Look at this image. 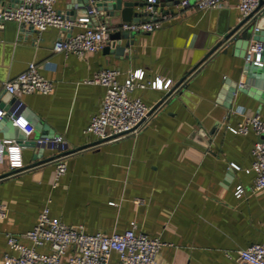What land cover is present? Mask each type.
Masks as SVG:
<instances>
[{
	"label": "crops",
	"instance_id": "obj_1",
	"mask_svg": "<svg viewBox=\"0 0 264 264\" xmlns=\"http://www.w3.org/2000/svg\"><path fill=\"white\" fill-rule=\"evenodd\" d=\"M16 1L0 0V5ZM169 2L156 8L157 17L173 11L158 28L121 38L120 44L127 45L120 54L113 51L111 40L108 47L81 56L54 52L53 41L79 31L78 26L37 32L13 21L0 22V108L7 110L19 101L20 114L29 124L26 129L13 124L22 133L18 139L7 135L4 116L0 118V138L23 140L21 160L28 166L9 175L6 160L0 159V203L7 210L0 218V264L4 253L17 254L6 244L5 233L28 245L20 234L33 225L43 206L50 217L81 224L86 233L122 232L133 222L135 232L162 242L155 264H232L236 250L251 243L264 245V190L249 189L254 172L246 171L260 135L230 129L243 115L264 118L263 91L254 87V97L252 87L243 84L247 91L235 88L228 97V87L232 82L238 86L244 64L245 46L234 45L236 38L225 52L222 47L208 53L216 36L238 23L235 0L220 8L188 6L179 11ZM78 5L79 0L54 1L65 17L81 14ZM93 21L105 23L109 33L121 22L118 15L103 21L98 12ZM29 62L51 80V90L4 91L2 83ZM101 69L116 70L118 82L129 71L142 70L145 85L134 87L128 97L150 106L159 103L136 134L94 146L97 138L83 129L99 111L104 87L87 80ZM155 78L165 87L146 84ZM52 135L60 136L69 152L56 179L51 158L57 148L39 151L24 143ZM237 185L242 186L239 196L234 194ZM70 252L68 247L65 256ZM108 264H117L114 252Z\"/></svg>",
	"mask_w": 264,
	"mask_h": 264
},
{
	"label": "built area",
	"instance_id": "obj_2",
	"mask_svg": "<svg viewBox=\"0 0 264 264\" xmlns=\"http://www.w3.org/2000/svg\"><path fill=\"white\" fill-rule=\"evenodd\" d=\"M55 0H17L12 6L0 5V22L13 21L27 26L37 32L49 27L68 29L78 26L81 29L64 38H56L52 43L54 52L64 54L72 53L78 56L92 52L109 45L108 34L110 29L103 22H94L93 17L97 10L90 6L72 19L66 18L54 7ZM149 4L143 10L147 19L137 21H121L116 26L117 30L128 33L150 32L160 26L161 20L173 11L161 12L156 15L152 3L155 0H146ZM227 0H178L174 4L176 10L192 6L197 9L220 8L225 6ZM235 7L239 11L241 26H251V35L247 40L242 53L244 63H253L262 66L261 59L262 41L251 36L259 28L256 23L264 16V0H235ZM153 16V17H152ZM228 42H222L217 49L226 48ZM117 71L114 69H101L87 80L90 83L104 87L99 111L91 116L84 127L85 133L93 134L97 145L102 141L120 137L126 134H136L149 119L154 108L143 103L138 98H129L128 93L134 87H143L141 82L143 71L131 70L122 82L115 79ZM151 88H164L161 78L146 82ZM242 86V83H238ZM2 89L12 95L27 94L33 91L46 94L51 90V80L41 75L34 62L27 63L25 69L5 80ZM21 103L15 102L10 109L0 108V118L5 116L12 123L22 129L28 127V122L20 114ZM241 113V111L239 112ZM237 133H246L254 130L260 138L253 142L251 148L252 161L247 170L254 172L251 190H264V118L258 114L243 115L242 120L230 128ZM35 143H47L55 147L58 154L51 160L54 162V179L65 170L63 157L67 150L60 136L51 138H37ZM23 140L14 138H0V159L4 158L9 169L8 174H15L28 168L21 160V147ZM237 168L235 164H231ZM242 186L237 185L234 194L239 196ZM6 207L0 203V218L6 216ZM29 241L25 245L18 241L17 235L6 232V244L17 251L15 256L4 253L3 264H108L112 252L117 255V264H155V256L162 242L157 237H150L143 232L134 231V223L122 232L109 234L97 231L86 233L81 224L67 225L48 215V209L43 206L37 214L33 225L20 234ZM47 245L48 251H40L39 247ZM71 252L66 254L67 248ZM63 256H65L64 259ZM232 264H264V245L251 243L235 251Z\"/></svg>",
	"mask_w": 264,
	"mask_h": 264
},
{
	"label": "water",
	"instance_id": "obj_3",
	"mask_svg": "<svg viewBox=\"0 0 264 264\" xmlns=\"http://www.w3.org/2000/svg\"><path fill=\"white\" fill-rule=\"evenodd\" d=\"M169 1L170 2L168 4L170 5V4H175L178 0H169ZM164 2L165 0H155L151 5L153 9H156L157 6H159V10H161L162 7L165 5ZM148 4L149 3L146 0H79L78 7H80L81 9H85L90 6H93L97 10L99 15L103 17V21H107L109 18L116 15L119 16L120 21H137L148 18L147 13L143 10V8ZM71 15L72 12H69V16H66V18L72 19ZM241 25H242V21H239L237 24L229 28L227 32H225L223 35L220 36V34H218L216 36L217 38L216 42L210 46L208 53L217 49V47L222 42L225 41L230 42L232 38H236V40L234 41V45L240 43L241 46H245L251 34V26L250 25L241 26ZM256 25L259 29L256 32H254V34L251 37L262 41L263 48L261 52V59L264 62V16L260 17ZM128 34H133V33L116 30L108 34V38L111 40V45L113 46V51L115 53L118 54L122 53L127 43H124L122 45L120 44V40L121 38H126ZM108 46L109 45H106L104 47H108ZM225 51L226 48H223L222 52ZM240 83L244 85L248 84L249 87H252V90L254 92L253 93L254 97H256L255 94L256 91L254 87L256 86L260 87L263 91V93H261V96L264 99V64L260 66L253 64L251 62L244 63L242 68V77L240 79ZM235 88L241 91H247L245 87L239 85L237 86L235 82H232L228 87V97L231 98ZM169 92L170 91H168L163 96V98H165ZM158 103L159 102L154 104L152 107L153 108L156 107ZM227 106L228 105H224V108ZM10 107L8 109H10ZM1 122H3V126L5 127V129L8 130L7 135L9 137H17L18 139L23 138L21 131L13 125L11 119L4 116L1 118ZM52 136H40L39 138H45V137L51 138ZM24 143L26 144L29 143L36 146L39 151L42 150L44 147H50L49 144L47 143L37 144L35 143L34 140H30Z\"/></svg>",
	"mask_w": 264,
	"mask_h": 264
}]
</instances>
